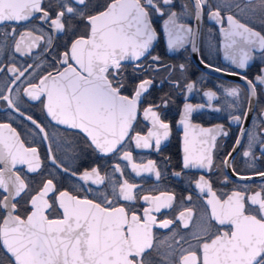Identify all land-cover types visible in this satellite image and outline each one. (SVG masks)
Segmentation results:
<instances>
[{
	"label": "snow or ice",
	"instance_id": "1",
	"mask_svg": "<svg viewBox=\"0 0 264 264\" xmlns=\"http://www.w3.org/2000/svg\"><path fill=\"white\" fill-rule=\"evenodd\" d=\"M43 5L44 0H0V26L23 23L27 27L33 19H39L48 22L55 31L64 32L67 30L66 16L84 18L78 6H86V0H72V3L69 0H57L54 16L48 10L52 6ZM174 7V0H110L104 11L87 16L88 35L74 39L61 54L57 62L62 67L55 69L54 73L43 75L38 83L29 81L24 93L35 101L45 97L44 107L51 120L58 125L79 130L100 153L107 155L122 151L119 158L127 161L137 175L143 171L153 173L159 179L161 172L154 161L149 160L147 164L133 163L132 153L123 148L126 139H134L137 148H152L154 140L155 148L159 150L162 141L169 137L170 125L157 111L160 105H149L143 108L144 119L151 122L147 135L137 132L135 136H130L137 114L141 111L142 95L149 90L153 81L141 80L131 96L124 95L122 73L126 62H133L134 69L145 71H159L161 67H168L160 64V57L152 56L150 52L157 39V31L153 27V17L157 15H167L163 27L169 50H179L190 43L193 52L199 51L196 47L198 29L178 22L179 17L188 12V5H181L183 11L180 13L173 11ZM205 7L209 9V19L220 24L225 19L227 21L228 27L222 26L220 29L224 36L226 60L240 69H246L255 49L264 55V34L240 22L232 14L221 15V9L235 7L243 12L247 8L253 13L259 12L261 23L264 24V0H246L244 7H241L239 0H219L215 10L208 0H193L192 14L197 22L202 19ZM39 31L36 25H32L30 29L19 32V38L15 40V52L31 54L38 42L44 39L42 35L34 34ZM11 34L13 37L17 35L16 27H12ZM51 43L52 37L49 36L47 44ZM148 57L156 64L155 68L152 65L144 66L142 58ZM32 67L28 65L22 70L15 65L8 67V71L13 73L11 83L19 81ZM179 68L183 70L185 65L181 64ZM215 71L222 70L216 68ZM261 72L264 73V69ZM229 74L240 76L247 85V88L240 85L222 86L224 93L237 101L236 104H228L230 109L244 108V103L248 105L240 115H231V120L240 124V134L246 135L249 140L248 150L243 152V156L253 157L251 149L257 144L264 154V138L244 128V121L258 96L257 83L264 86V75H257L254 82L240 73ZM173 83L179 87L178 82ZM185 87L190 92L194 85L187 83ZM7 91L11 93L12 89L8 87ZM204 95L210 101L219 99L215 91H207ZM19 96V90L14 97L0 90V100L15 111H19ZM166 105L167 101H164ZM204 107L203 104L195 107L184 104L180 124L184 128L185 168L210 170L217 136L228 135L221 125L203 128L190 123L192 113ZM213 110L221 111L220 108ZM260 114L264 115V107L260 108ZM27 119L44 134V139H48L43 127L32 117ZM5 129L7 134L3 131ZM240 144L241 139L238 137L232 152ZM232 152L223 161L225 167H231L229 158ZM49 159L57 167H62L51 148ZM17 165H27L28 172L36 173L41 168L38 150L36 147H26L14 128L0 123V211L5 213L0 218V245L14 258V264H149L146 252L150 249L159 251L154 246L153 226L167 229L174 224L171 219L158 223L152 214L171 208L174 195H143V201L150 206L143 209L142 215L133 206L118 204L119 200L131 202L137 199L134 189L139 186L127 179L112 183V199L106 192H99L96 199H90L59 191L52 179L44 181L32 195L25 180L15 171ZM63 171L69 172L70 169L63 168ZM113 171L123 175L119 164L114 166ZM71 174L76 175L74 172ZM235 174L241 180L251 179ZM257 175L264 177V172ZM79 178L85 182L90 180L96 185L105 182V176L100 174L98 167L86 170ZM196 187L201 193L207 191L209 198L206 203L211 208L210 214H203V223L189 234L190 239L185 241L188 247L179 249L178 259H170L175 251L172 250L162 256L163 264H264V185L250 195L245 185L243 191L233 190L225 198L218 196L203 176L196 181ZM22 193L30 195L31 206L30 213L23 218L16 214L17 203L14 202ZM188 199L191 200V197ZM53 210L57 211V215L52 216ZM192 215L189 208L181 211L176 220L187 229ZM213 221L218 227H214ZM176 235L174 229L171 238L175 239ZM180 240H185V237L180 236L175 242L179 244ZM191 240L196 243H191ZM168 248L171 250L172 245L169 244Z\"/></svg>",
	"mask_w": 264,
	"mask_h": 264
},
{
	"label": "flooded vegetation",
	"instance_id": "2",
	"mask_svg": "<svg viewBox=\"0 0 264 264\" xmlns=\"http://www.w3.org/2000/svg\"><path fill=\"white\" fill-rule=\"evenodd\" d=\"M175 7L172 9L177 13L183 11L181 5H188V12L179 17L180 23H184L194 30L198 29L196 37V47L198 52L192 51V45L186 44L184 48L179 50H169L167 47V36L164 32L163 21L167 19V15L161 17L159 15L153 17V27L157 31V39L153 42L150 49L152 56H159V63L168 66L161 67L159 71H145L143 69H134L133 62H126L122 77L125 88L122 90L124 95L131 96L136 85L144 79L153 81L149 90L142 95L140 108L137 114V121L134 123V131L130 136H135L138 132L140 135H147L151 128V122L145 120L143 116V108L149 105H160L157 109L161 118L170 125V134L167 140L162 141L160 149L156 150L155 141H152V148H137L134 139H126L123 150L130 151L133 157V163L147 164L149 160L156 163L157 169L161 172L159 179L153 173L141 172L137 175L131 168V165L120 159L122 151L118 154H102L91 145L88 138L79 130L70 129L65 125H58L47 115L44 107L46 98L41 100H31L25 93L24 89L28 87L29 81L38 83L39 78L48 72H55V69L62 66L57 62L61 54L65 52L74 39L84 36L89 32L87 16L96 15L103 11L110 3V0H86V6H78L79 10L84 13V18L69 15L65 17L66 31L57 32L50 27L48 22L39 19H33L27 27L22 23L20 25H4L0 26V90L5 95L15 96L17 90L20 92L18 108L19 111L7 107V103L0 100V123L9 124L19 134L21 140L26 147H36L41 161V168L36 173L27 171V165H17L15 171H18L25 180L31 194L34 195L37 189L47 179H52L53 184L59 191H68L72 195L81 198L87 196L90 199H96L99 192H106L109 199H112V183L122 182L127 179L130 183H135L139 187L134 189L137 195L135 201L126 202L119 200L120 206H133L138 214L143 213L144 208L150 205L143 201V195H160L168 193L174 195L173 206L171 208L161 209L160 212H153L157 222L165 219H171L174 224L169 228H160L158 225L153 226L154 246L159 249H150L146 252V260L149 264H163L162 256L169 251L175 250L170 257L177 260L181 247L187 248L189 234L194 228L203 223V214H210L211 208L206 201L209 198L207 191L201 193L196 187V181L203 176L211 184L212 190L218 196L225 198L226 194H230L233 190H244L247 185V194L250 195L260 190V186L264 185V177L257 175L264 172V154H262L259 145H253L251 151L253 157H244L243 152L248 150V137L240 134V124L231 120V115H240L241 112L248 108L244 103V108H229L228 104H236L237 101L233 97H228L223 87L240 85L247 88L244 80L237 75L229 73H240L247 76L248 79L255 82L257 75H264L261 69H264V55L259 49L253 51V59L248 62L246 69H240L232 64L230 60L224 58V36L221 33V27H228L226 19L223 24L217 23L215 20L209 19L207 7L204 8L202 19L197 22L193 13V0H174ZM241 7H244L246 0H239ZM72 3V0H69ZM208 3L215 10L219 0H208ZM57 0H44L43 6H49V11L55 15V5ZM74 7H77L73 4ZM232 14L240 22L252 27L255 31L264 34V24L261 23V14L253 13L249 9L243 12L240 9L232 7L231 9H221V15L226 16ZM39 15V14H37ZM36 25L41 31L36 35H42L44 39L38 42L31 54L21 55L15 52V40L19 38L18 33L28 30ZM12 27H16L17 35L12 36ZM5 32L8 33L5 36ZM52 37L51 45L47 44V38ZM145 67L152 65L156 67L151 60L142 58ZM203 61V63L201 62ZM139 63V62H136ZM185 65V69L181 70L179 65ZM200 64L211 66V70L204 69ZM15 65L21 70L28 65L32 68L21 77L19 81L12 84L13 73L8 71V67ZM216 68L222 71H215ZM173 82H178L179 87ZM187 83L194 85L192 91H188L185 87ZM223 86V87H222ZM10 87L12 92L9 93L7 88ZM258 96L254 99L251 111L247 119L244 121V128L259 134L264 138V115L260 114V108L264 107V86L257 83ZM207 91H215L219 99L211 101L204 95ZM164 101L167 105L164 106ZM189 103L194 107L203 104L205 107L194 111L190 117V123L199 125L203 128H215L217 125L223 126L228 132L227 136H217L215 147L213 149V166L209 169L201 168H185L183 166V147H184V128L180 124L183 114L184 104ZM211 105V107H209ZM214 108H220L221 111H214ZM23 113L24 115H21ZM32 117L48 134V139H44V134L40 133L36 125L27 119ZM7 134V130H3ZM241 139V144L236 147V151L232 152L237 138ZM49 148L58 162L62 163V167H57L49 159ZM232 152L231 167H225L223 161ZM119 164L123 175L120 172H114V166ZM2 167V166H0ZM93 167H98L100 174L105 176V182L102 185L93 184L90 180L85 182L79 177L83 172L91 171ZM63 168L70 169L69 172L63 171ZM239 173L240 176L251 177V179L241 180L233 172ZM76 173L72 175L71 173ZM179 173V175H176ZM227 177V182H225ZM2 196V193H0ZM191 197V200L188 197ZM30 195L22 193L17 198L16 214L22 218L26 217L31 211L29 204ZM51 203V200H50ZM192 210V220L189 222V228H183L180 221L176 217L181 211L186 209ZM57 215V211H52V216ZM4 216V212L0 211V218ZM51 218V217H50ZM214 227L215 225L213 221ZM177 231L175 239L171 238L173 230ZM184 236L185 240H180L177 244L175 241ZM168 238V239H166ZM191 243H196L191 240ZM172 245V249L168 245ZM0 264H14L11 256L0 245Z\"/></svg>",
	"mask_w": 264,
	"mask_h": 264
},
{
	"label": "water",
	"instance_id": "3",
	"mask_svg": "<svg viewBox=\"0 0 264 264\" xmlns=\"http://www.w3.org/2000/svg\"><path fill=\"white\" fill-rule=\"evenodd\" d=\"M106 7H107V6H106ZM105 9H106V8H105ZM105 9H104V10H105ZM104 10H103V11H104ZM101 12H102V11H101ZM99 13H100V12H99ZM200 65H201L204 69H206V70H209V71L211 70V69H210L208 66H206V65H203V64H200ZM4 215H5V213H4ZM3 248H4V247H3ZM5 251H6V249H5ZM6 252H7V251H6ZM8 254H9V253H8ZM9 255L11 256V254H9ZM11 258H12V257H11ZM12 259H13V261H14V258H12Z\"/></svg>",
	"mask_w": 264,
	"mask_h": 264
}]
</instances>
